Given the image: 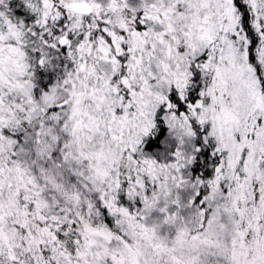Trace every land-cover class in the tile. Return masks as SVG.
<instances>
[{"label":"snow or ice","instance_id":"6c2138e0","mask_svg":"<svg viewBox=\"0 0 264 264\" xmlns=\"http://www.w3.org/2000/svg\"><path fill=\"white\" fill-rule=\"evenodd\" d=\"M0 264H264V0H0Z\"/></svg>","mask_w":264,"mask_h":264}]
</instances>
